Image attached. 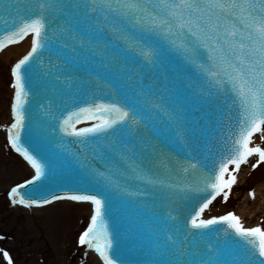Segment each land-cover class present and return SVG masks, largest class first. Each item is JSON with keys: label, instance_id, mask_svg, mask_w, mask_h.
Returning a JSON list of instances; mask_svg holds the SVG:
<instances>
[{"label": "snow or ice", "instance_id": "snow-or-ice-1", "mask_svg": "<svg viewBox=\"0 0 264 264\" xmlns=\"http://www.w3.org/2000/svg\"><path fill=\"white\" fill-rule=\"evenodd\" d=\"M5 15L10 20H4ZM0 28V51L31 37L30 51L12 68L14 122L7 131L12 148L28 161L34 175L11 189L13 204L43 206L64 199L91 203L94 213L78 243L99 253L105 264H120L111 253L113 232L106 218L113 196H160L177 203L202 194L188 219L167 213L174 223L153 249L154 264H264V227H245L234 212L204 218L217 197L228 200L242 164L254 156L253 168L264 164V147L255 143L257 137L264 141V0H0ZM53 45L73 54L79 49L110 56L109 65L116 63L127 78L134 77L136 89L111 101H97L93 90V102L78 106L60 123V130L82 146V166L102 191L30 199L21 190L47 178L53 169L22 143L26 66L43 51L51 52ZM172 56L195 74L183 87L205 103L213 101L211 129L224 130L211 169L205 162L211 148L198 159L190 153L169 155L156 143L161 114L163 126L177 138L187 132L180 83L165 85L161 92L154 74ZM62 59L54 79L63 78L71 89L76 78L69 66L76 57ZM89 158L105 163L96 168L86 163ZM251 195L255 198V192ZM218 224L226 226L222 247L218 238L217 244L201 246L199 241ZM3 255L13 264L7 251Z\"/></svg>", "mask_w": 264, "mask_h": 264}, {"label": "water", "instance_id": "water-1", "mask_svg": "<svg viewBox=\"0 0 264 264\" xmlns=\"http://www.w3.org/2000/svg\"><path fill=\"white\" fill-rule=\"evenodd\" d=\"M16 16L17 14L14 13L12 19H15ZM4 20H10V18L5 15ZM8 26L10 27V24ZM2 33L3 28H0V34ZM61 55L69 58L73 55L76 57L75 63L69 66V72L76 78L75 87L71 89L67 88L63 78L61 80L54 79V76L57 74L56 65L63 64V62L52 61L50 58L40 60V56L38 59H33L31 62L33 68H31V72H27L31 74V79L30 83H27L29 98L25 105L27 120L26 129L22 135V143L29 151L37 155L39 159L47 161L53 169L47 178L37 182L36 185H29L27 188L21 190L25 197L30 199L50 198L51 195L64 194V190L69 188L67 185L75 183L79 178L85 181V186H80L81 191L89 193L102 191L101 188L98 190V185L90 178L86 167L82 166L85 164L84 161L79 159L82 146L76 143L75 139L72 141L73 144L71 146L65 143L67 149L64 151L70 157L72 156V159L75 161V165L70 170L63 169V166L67 165V162H53L55 157L51 155V152L53 150L55 153H58L59 145L56 144L57 141L46 140L50 135L51 128L55 129V133H59L60 123L65 115L78 106H83L85 102L92 101L93 90L97 100L122 99L125 95H132L131 90L128 88L129 85L131 86V79L132 83L136 84V80L133 79L134 77L129 79L127 78V74L122 76L121 73H115L114 78H111L114 73L106 74L105 70L102 69L105 67L101 66L102 63L107 65L105 56L103 58L98 57L94 61V57L87 58V56H84L83 62L78 63L77 53L73 54L68 49L61 48ZM86 63L88 64L86 65ZM154 73H158L157 79L161 92L165 85L172 87L174 81L179 82L183 89L179 103L182 105L185 100L189 102L190 97L194 93L192 89H187L183 86L188 83L190 78L195 80V74L187 69L182 61L172 56L165 61L163 67L157 68ZM67 75V72L64 73V76ZM165 76H167V80L164 79ZM108 82L111 83V88ZM96 85H102L103 88L97 87ZM113 86H118V88H113ZM104 91L108 93L105 95ZM209 102L213 103V101ZM199 109L200 111H205L206 107L199 104ZM232 111L235 115V108ZM159 120L161 121V124L158 125L159 140L156 143L164 152L169 155L180 156H185L190 153L199 159L207 156L208 149L211 148L213 149L212 156L208 157L205 161L209 169H211L214 160L217 158L215 149L223 145V136L221 134L213 141V146L197 145L187 135L183 138H177L173 134V131L163 126L162 122L165 120V117L159 118ZM185 139L187 143H185ZM64 158H66V155ZM61 159L62 155L60 154L57 157V161ZM86 163L96 168H102L105 161L89 158ZM60 165L61 169L57 172L54 166ZM201 199L202 194H193L190 199L178 201L177 203L162 200L160 196L154 199L148 197L143 200L135 196L123 199L119 196H113L110 200L109 212L106 217L109 223V229L113 232L112 255L120 264H154L156 257L153 255V249L164 238L165 233L170 232L174 223L169 219L167 213L171 211L172 215L178 216L180 221L182 219L184 221L198 207ZM187 205L188 213L183 218V216L181 217V208L185 206L184 208L186 209ZM113 214L115 220L112 219ZM129 217L134 218L136 225L125 222ZM224 232L223 227L219 224L215 225L213 226V230L204 239L200 240L199 243L201 246L217 244L218 239L221 238Z\"/></svg>", "mask_w": 264, "mask_h": 264}, {"label": "rangeland", "instance_id": "rangeland-1", "mask_svg": "<svg viewBox=\"0 0 264 264\" xmlns=\"http://www.w3.org/2000/svg\"><path fill=\"white\" fill-rule=\"evenodd\" d=\"M14 62V59L10 64L0 60V264H7L4 251L12 257L13 264H95L86 246L78 243L79 235L90 221L83 207L60 202L39 208L42 209L39 214L12 203L11 189L33 174L8 145L7 127L12 120L8 105L14 89L11 71ZM260 182H264V164L234 189L228 202L220 200L208 215L236 213L247 192L252 193ZM252 222L264 227L261 214Z\"/></svg>", "mask_w": 264, "mask_h": 264}, {"label": "bare ground", "instance_id": "bare-ground-1", "mask_svg": "<svg viewBox=\"0 0 264 264\" xmlns=\"http://www.w3.org/2000/svg\"><path fill=\"white\" fill-rule=\"evenodd\" d=\"M30 47H31V37H28L21 44L9 47L6 50H4L0 54V60L5 61L8 64H10L12 59H14V61H18L29 51ZM8 110L10 114V105H8ZM256 159L257 157L251 158L245 166L240 168L235 187H239V185H241L245 180L248 179V177L250 176L253 170L252 164L255 163ZM254 192H255V198H253L250 194L249 195L246 194L245 198L240 203L239 208L237 210V215L241 217L244 226L249 228L259 226L257 222H252L253 220H255L257 216H259V214H261L262 217H264V182L258 183L255 186ZM217 203H219V201L213 203V205L210 208V211H213V208L217 205ZM63 204L76 205L70 202H63ZM76 206L83 207L84 210L82 211H84V213H88L90 217L94 213L93 205L78 204ZM30 209L32 213L34 212L41 214L42 211V209L39 210V208L38 209L35 208L33 210V206ZM206 216L210 217L209 215H205V218ZM86 249L95 264H105L103 258L99 255V253L95 252L94 250L88 249L87 246Z\"/></svg>", "mask_w": 264, "mask_h": 264}]
</instances>
